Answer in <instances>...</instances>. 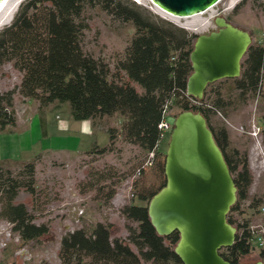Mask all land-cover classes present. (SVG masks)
Here are the masks:
<instances>
[{"label": "trees", "instance_id": "1", "mask_svg": "<svg viewBox=\"0 0 264 264\" xmlns=\"http://www.w3.org/2000/svg\"><path fill=\"white\" fill-rule=\"evenodd\" d=\"M95 7L134 28L123 59L117 60L113 69L85 54L80 46V33L87 26L84 11ZM196 36L142 11L130 0H24L11 22L0 31V66L12 62L21 73L16 87L0 91V133L16 124L14 96L19 94L37 101L40 109L54 102L67 103L75 121L95 122L117 115L122 119L119 129H107V145L94 151H111L117 136L144 154H152L155 160L160 156L158 124L164 108L177 109L172 122L182 111L199 112L237 188L236 201L227 215V221L236 227L235 240L219 254L231 264H240L246 256L256 254L264 264V245L253 243L247 221L240 223L235 217L241 213L240 205L247 199L252 183L247 156L236 149L228 151L227 130L212 125L210 120L217 110L231 105L232 92L242 102L258 93L264 80V42L249 46L239 77L223 79L231 84L227 98L216 92L213 97L205 93L203 99L197 100L186 95L191 72L189 53ZM261 120L264 124V116ZM165 137L169 140V133ZM163 165L164 153L158 161V172L164 176ZM34 173V162L25 163L16 174L0 169V219L11 224L22 244L39 242L49 231L48 225L34 223L25 204L15 201L21 191L35 193ZM164 183L163 178L155 189L138 195L143 205L131 203L122 208V215L137 223L136 229H129L128 243L111 239L109 225L103 223H97L89 233L78 229L61 238L59 257L63 264H182L173 251L178 233L159 236L147 213L150 198ZM260 204L253 199L248 207L260 211Z\"/></svg>", "mask_w": 264, "mask_h": 264}, {"label": "rangeland", "instance_id": "2", "mask_svg": "<svg viewBox=\"0 0 264 264\" xmlns=\"http://www.w3.org/2000/svg\"><path fill=\"white\" fill-rule=\"evenodd\" d=\"M130 1L142 11L197 35L215 30L213 19L227 16L235 26L250 34V45L264 42L263 0H236L232 6L230 0H220L203 15L176 22L170 15L160 13L152 1ZM83 19L87 25L79 36L83 52L113 69L116 61L124 57L134 33L133 26L111 18L97 7L86 8ZM7 25H0V31ZM20 80L21 73L12 62L0 66V91L16 87ZM230 87L229 82L219 80L209 84L204 94L210 98L220 92L227 98ZM235 95L232 92L231 105L217 110L210 120L212 125L227 130L228 151L236 149L240 155L247 156L252 183L247 199L240 205L241 213L235 217L237 222L247 221L249 229L262 237L264 243V124L261 120L264 80L254 97L242 102ZM14 109L15 126L0 133V169L16 174L25 163L34 162L35 193L21 191L15 201L25 204L34 216V223L48 225L49 231L39 242L22 244L11 224L0 219V264H63L59 257L61 238L78 229L89 233L97 223L109 225L111 239L128 243L129 229H136L137 223L126 219L121 210L131 203L143 205L138 195L155 189L163 180L158 161L165 154L167 137L160 142V156L155 160L117 136L111 151L99 153L94 150L107 145V129H119L122 121L119 116H105L95 122L75 121L67 103L54 102L40 109L37 101L19 94L14 96ZM175 113L177 109L172 108L169 116ZM253 124L260 127L255 137L250 135ZM111 191L114 193L109 198ZM253 199L261 203L260 211L248 207ZM253 243L257 244L255 238ZM258 260L256 254H250L242 262ZM142 264L149 263L142 261Z\"/></svg>", "mask_w": 264, "mask_h": 264}, {"label": "water", "instance_id": "3", "mask_svg": "<svg viewBox=\"0 0 264 264\" xmlns=\"http://www.w3.org/2000/svg\"><path fill=\"white\" fill-rule=\"evenodd\" d=\"M174 17L197 15L219 0H151ZM217 30L198 34L189 53L186 95L201 100L206 87L240 76L250 34L216 17ZM165 183L149 200V221L159 236L179 235L173 251L182 264H231L219 250L230 247L236 227L227 215L237 188L203 115H176L164 154ZM263 264L260 260L254 263Z\"/></svg>", "mask_w": 264, "mask_h": 264}, {"label": "built area", "instance_id": "4", "mask_svg": "<svg viewBox=\"0 0 264 264\" xmlns=\"http://www.w3.org/2000/svg\"><path fill=\"white\" fill-rule=\"evenodd\" d=\"M217 3H215L214 5H216ZM214 5H212L210 8H212ZM207 10L208 9H206L205 11L207 12ZM205 11L199 13V15L200 16L203 15L205 13ZM189 17H192V16H189ZM189 17H174V16H171V18L173 20H175L174 22H176V20H178V19H181V18L187 19ZM169 112H170V110L167 109V107H165L164 110H163L162 120L158 124V129L160 131L159 142H161L165 138V135L170 133V131H171L172 121H171V116H169ZM259 132H260V127L258 125H256V124H253L252 125V132H250V135L255 137V136H257V134ZM150 156L152 157V154H150ZM251 232H252L253 238L256 239V242H257L256 245L263 246L264 243H263V241H261L262 237H259V236L257 237V234L253 230H251Z\"/></svg>", "mask_w": 264, "mask_h": 264}, {"label": "bare ground", "instance_id": "5", "mask_svg": "<svg viewBox=\"0 0 264 264\" xmlns=\"http://www.w3.org/2000/svg\"><path fill=\"white\" fill-rule=\"evenodd\" d=\"M21 1L23 0H0V25L10 23ZM235 2L236 0H230V6H232ZM153 5L155 4L153 3ZM156 8L160 11V13H163L165 16L169 17L170 14L166 13L157 6ZM169 18H171V15Z\"/></svg>", "mask_w": 264, "mask_h": 264}, {"label": "flooded vegetation", "instance_id": "6", "mask_svg": "<svg viewBox=\"0 0 264 264\" xmlns=\"http://www.w3.org/2000/svg\"><path fill=\"white\" fill-rule=\"evenodd\" d=\"M223 18H224L228 23L234 25V24L231 22V20H230L229 17H227V16H223ZM213 20H214V19H213ZM234 26H235V25H234ZM215 30H217V28H216ZM209 32H210V31H209ZM209 32H208V33H209Z\"/></svg>", "mask_w": 264, "mask_h": 264}]
</instances>
